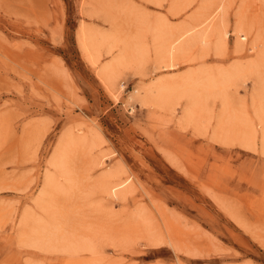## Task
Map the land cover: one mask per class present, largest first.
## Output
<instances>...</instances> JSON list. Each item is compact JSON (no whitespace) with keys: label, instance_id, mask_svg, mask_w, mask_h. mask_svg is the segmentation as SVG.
Wrapping results in <instances>:
<instances>
[{"label":"rangeland","instance_id":"rangeland-1","mask_svg":"<svg viewBox=\"0 0 264 264\" xmlns=\"http://www.w3.org/2000/svg\"><path fill=\"white\" fill-rule=\"evenodd\" d=\"M261 118L264 0H0V264H264Z\"/></svg>","mask_w":264,"mask_h":264},{"label":"bare ground","instance_id":"bare-ground-1","mask_svg":"<svg viewBox=\"0 0 264 264\" xmlns=\"http://www.w3.org/2000/svg\"><path fill=\"white\" fill-rule=\"evenodd\" d=\"M213 15V11H210L208 13V15L205 17L204 22L208 21L211 16ZM240 24V23H239ZM193 28H187V29H183L179 32H177L176 34H174L166 44H164L161 48V52H164L167 55L173 56L180 53V52H184L186 50L187 47L190 46L191 44V39H187L186 37L189 35V33L192 31ZM242 35L246 36L248 35V31L246 30V28H244L242 25H238L236 27V36H237V47L238 50L241 51L244 47V41L246 40L245 37L242 38ZM218 36V40L217 43L220 45H225L227 44V38H228V32L225 30V25L224 24H218L215 28L211 29L208 26L205 27L204 29H202L197 35L196 37L199 38V40H202V42L204 44H208L210 42H212V40H214V37ZM84 39V38H83ZM185 40L180 46H177L178 43H180L181 41ZM214 42V41H213ZM86 45V42H84ZM258 46V45H257ZM255 46V47H257ZM175 66H177V64H172L170 66V68H174ZM228 76V75H227ZM227 76L225 74H222V80L227 81ZM230 77V74H229ZM227 78V79H226ZM213 82H211V86H212ZM216 84V83H214ZM191 94V93H190ZM223 98V100H228L229 97L227 95H223L221 96ZM220 97V98H221ZM228 97V99H227ZM195 98V99H194ZM192 100H194V102H198V96L194 93V97L192 98ZM206 102V101H205ZM204 102V103H205ZM230 102V101H229ZM225 103V102H223ZM193 105V103H191ZM208 104V103H207ZM227 104V103H226ZM204 105V104H203ZM209 105V104H208ZM205 105V106H208ZM225 105V104H222ZM226 106V105H225ZM229 106V105H228ZM228 108V107H227ZM194 109V108H193ZM193 109H189L188 108V116L191 117V115L193 114ZM223 109V108H222ZM225 109V108H224ZM204 111V110H203ZM227 111V110H226ZM227 113V112H226ZM224 111V114H226ZM223 114V115H224ZM204 117V116H203ZM225 116H222V118ZM261 122L263 123L264 120L261 118ZM262 132L259 133L256 131V129L253 126H250V128L248 129L247 135L248 137L247 139V143L248 144H253L255 143V139L257 138H261V144L264 147V127L262 128ZM234 131V130H233ZM243 133V132H242ZM249 134L251 137H249ZM246 136V135H245ZM252 138V139H250ZM59 164H61L60 162H58ZM58 163L55 162V165L58 166ZM111 173H109L108 175H104L102 178V182L104 183V185L106 186V191L107 193L112 196V197H118V191L123 189L124 187H126L129 183H130V178H126L123 181H120L118 183H113L112 179H113V175L110 176ZM46 182L44 185V188L41 192V195H45V193L47 192V189H49V187L54 185L55 180L54 179V175H47L46 176ZM127 189L130 190V187H128ZM126 192V191H125ZM124 193V192H123ZM122 193V194H123Z\"/></svg>","mask_w":264,"mask_h":264}]
</instances>
